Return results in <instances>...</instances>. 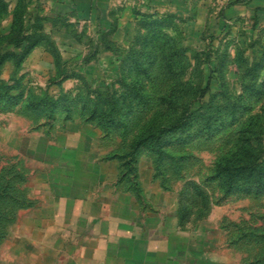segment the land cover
Instances as JSON below:
<instances>
[{
    "label": "rangeland",
    "instance_id": "1",
    "mask_svg": "<svg viewBox=\"0 0 264 264\" xmlns=\"http://www.w3.org/2000/svg\"><path fill=\"white\" fill-rule=\"evenodd\" d=\"M1 2L0 80L78 101L55 110L0 103V264H50L55 246L50 236L36 244V234L64 233L68 205L88 196L176 204L180 225L201 233L219 261L264 264V192L225 194L214 175L216 161L244 144L246 126L251 151L264 148V88L248 89L264 80V0H96L80 14L66 0ZM159 31L165 36L149 39ZM169 49L184 66L192 108L210 112L243 95L249 110L213 136L131 157L132 137L179 81L166 68ZM140 51L155 57L142 75L152 101L124 127L98 125L88 108L101 88L123 90Z\"/></svg>",
    "mask_w": 264,
    "mask_h": 264
},
{
    "label": "trees",
    "instance_id": "2",
    "mask_svg": "<svg viewBox=\"0 0 264 264\" xmlns=\"http://www.w3.org/2000/svg\"><path fill=\"white\" fill-rule=\"evenodd\" d=\"M154 36L164 37L165 33L153 32L150 38L146 37V50L150 48L148 38L151 40ZM22 40L23 36L19 35L10 41L19 46ZM171 51L169 49L165 53L166 68L172 78H177L176 80L179 81L174 84L172 90L159 98L163 108L153 113L132 137L128 153L131 157L135 156L140 148L160 156L166 148L174 144H183L201 136H213L239 121L249 110V101L243 95L227 103L211 106L210 112H201L199 108H192L193 101L188 96L190 83L180 80L184 66L182 67L174 57L176 53ZM6 57V54L0 53V66ZM154 58L148 53L144 55L141 51L136 54L135 63L130 68L131 75L124 82L123 90L117 93L107 87L101 88L103 92L98 93L97 99L88 108L90 118L105 128L124 127L137 107L148 106L152 99L144 86L142 75L148 74L155 62ZM21 61L22 56H19L16 62L19 64ZM209 87L210 82L207 81L203 90L208 91ZM263 88L264 80L259 83L252 81V86H248L251 92H261ZM21 101H25L31 109L55 110L59 107H68L78 99L66 96L56 99L42 96L18 80L12 82L0 80V103L16 105ZM253 128L252 125L243 128L246 133L242 137L244 144L222 155L215 163L214 175L219 179L225 194L264 192V148L251 151L253 146L250 136L253 135Z\"/></svg>",
    "mask_w": 264,
    "mask_h": 264
},
{
    "label": "crops",
    "instance_id": "3",
    "mask_svg": "<svg viewBox=\"0 0 264 264\" xmlns=\"http://www.w3.org/2000/svg\"><path fill=\"white\" fill-rule=\"evenodd\" d=\"M66 1L80 14L96 0ZM104 199L88 196L68 205L72 214L62 222L64 233L42 228L36 234V244H47L50 236L55 246L50 264H228L204 249L201 233L180 225L176 204ZM59 221L52 222L59 227ZM40 254L48 256L42 249Z\"/></svg>",
    "mask_w": 264,
    "mask_h": 264
}]
</instances>
